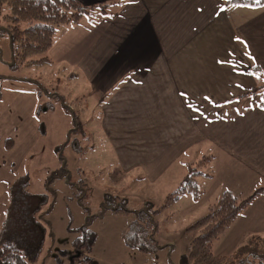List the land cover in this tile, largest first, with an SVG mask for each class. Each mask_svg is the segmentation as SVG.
Masks as SVG:
<instances>
[{"label":"crops","instance_id":"crops-1","mask_svg":"<svg viewBox=\"0 0 264 264\" xmlns=\"http://www.w3.org/2000/svg\"><path fill=\"white\" fill-rule=\"evenodd\" d=\"M81 2L93 6L91 16L61 25L48 56L50 64L82 75L98 96L101 128L116 158L112 173L155 183L177 163L209 162L211 172L199 174L207 188L215 181L218 199L225 190L244 198L264 187L263 98L248 94L261 82L253 67L264 70V5ZM37 105L36 95L23 91L0 113V206L6 196L9 204L16 180L9 171L40 138ZM14 142H21L18 152ZM257 199L264 193L251 203Z\"/></svg>","mask_w":264,"mask_h":264},{"label":"rangeland","instance_id":"rangeland-1","mask_svg":"<svg viewBox=\"0 0 264 264\" xmlns=\"http://www.w3.org/2000/svg\"><path fill=\"white\" fill-rule=\"evenodd\" d=\"M2 22L5 27L7 21ZM83 78L54 62L14 63L9 34L0 28V113L23 91L34 93L38 99L34 117L40 138L21 164L9 172L15 178L27 174L30 192L49 197L53 235L47 237L43 264H55L61 251H72L80 228L89 220L96 233L90 255L98 264H195L186 259L198 234L192 226L219 201L215 181L211 180L207 188L208 179L197 174L198 189L180 191L185 173L190 171L182 163L173 167L176 170L166 180L155 183L112 173L116 158L101 128L98 96ZM15 144L18 152L21 142ZM199 159L207 161L202 156ZM179 167L185 172L178 173ZM207 167L211 172L209 162L197 168L204 171ZM61 172L65 177H58ZM8 200L7 196L1 200L0 216L4 219ZM104 204H124L130 211L109 208L102 212ZM250 204L238 215L245 212L242 219L234 224L235 220L214 240L212 252L216 258L235 254L249 237H264V219L258 218H264V199ZM239 224L248 234H241ZM136 232L140 248L125 242V234L130 237ZM241 264H264V248Z\"/></svg>","mask_w":264,"mask_h":264},{"label":"trees","instance_id":"trees-1","mask_svg":"<svg viewBox=\"0 0 264 264\" xmlns=\"http://www.w3.org/2000/svg\"><path fill=\"white\" fill-rule=\"evenodd\" d=\"M230 2L261 4L264 0ZM92 8L81 0H0V22L7 21L5 27L0 25V28L9 34L13 62L28 65L51 63L48 52L57 29L63 24L80 21L89 15ZM253 71L261 82L248 94L262 93L264 106V70L256 65ZM189 169L180 191L198 189L195 176L201 171L192 165H189ZM61 174L58 177L65 175L63 172ZM29 185L30 178L24 174L16 177L9 190V208L0 228V264L44 262L47 237L53 235L49 218L51 207H48L49 197L45 194H32ZM263 193L264 187L243 198L231 190H225L219 201L210 206L209 212L192 226L198 230V234L193 238L186 259L195 264H241L251 256L256 257L264 248L262 236L249 237L247 243L240 246L235 254L219 258L213 255L212 245L215 239L227 231L241 211ZM109 208L115 212L130 211L124 204H104L102 212ZM90 225L89 220L87 225L80 228V235L73 241L74 249L61 251L55 264H98L90 255L96 242V233ZM124 238L127 245L140 248L139 233L130 237L125 234Z\"/></svg>","mask_w":264,"mask_h":264}]
</instances>
